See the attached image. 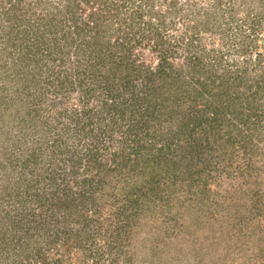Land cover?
I'll return each mask as SVG.
<instances>
[{"label":"rangeland","instance_id":"374dc122","mask_svg":"<svg viewBox=\"0 0 264 264\" xmlns=\"http://www.w3.org/2000/svg\"><path fill=\"white\" fill-rule=\"evenodd\" d=\"M131 1L136 6L145 5L143 22L134 26L130 54L140 72L132 79L134 87L123 82L128 75L116 69L112 73L116 76L111 87L119 94L115 96L118 112H114L113 123L112 112L99 109L107 92L97 90L91 100L95 109L89 110L88 102L82 107L77 102L75 88L68 93L76 96L68 109L76 110L72 115L75 119L77 115V120L72 121L67 112L54 121V114L47 109L29 123L31 126L17 125V118L32 104L43 108L42 102H53L55 97V109L59 110L65 97L55 94L52 85L40 82L45 89L25 93L28 90L16 85L13 74L7 72H15L18 66H5L3 57L8 60V54L0 53V106L6 119L0 127L11 133L0 135V161L9 166V158H16L8 167L12 172L9 177L0 168V264H264V196L258 198L264 193L260 168L264 165V0ZM20 5L0 0L4 25H11L13 18L26 12ZM124 9L114 23L122 18ZM104 29L108 34L113 31L108 25ZM67 51L70 56L73 48ZM162 64L165 80L158 75ZM53 66L50 61L49 67ZM47 69H40L38 79L46 76ZM50 77L55 81L64 76ZM150 77L155 78L154 85L167 87L171 83L178 92L173 95L164 90L146 111V103L136 101V94L148 90L144 84ZM73 122L74 143L68 147L77 146L82 157L75 167L77 179L86 177L83 169L88 161L82 149L90 139L95 140L91 144L99 141L96 161L105 167L114 153L120 149L126 152L137 144L151 164L177 160L169 172L163 168L154 173L162 180L155 199L124 206L121 183L114 182L119 181L114 177L110 183L114 200L91 204L78 200L72 212L55 211L54 196H62L56 188H61L59 180L48 177L54 168L51 142L64 134L63 125L75 129ZM83 123L88 127H81ZM26 126L30 127L28 132ZM132 135H137L135 141ZM19 147L23 151L19 152ZM35 147L41 148L43 156L23 169L20 158ZM21 172L33 181L36 177L43 181L33 188V182H28L25 190L21 181L13 182ZM66 181L77 184L74 189L78 192V180ZM43 187L44 205L35 196ZM26 220L28 233L38 225L49 228L44 245L33 243L34 237L30 241L23 238L27 236L22 227ZM35 245L43 247L41 254L29 251L31 256L25 257L20 251Z\"/></svg>","mask_w":264,"mask_h":264},{"label":"trees","instance_id":"16d2710c","mask_svg":"<svg viewBox=\"0 0 264 264\" xmlns=\"http://www.w3.org/2000/svg\"><path fill=\"white\" fill-rule=\"evenodd\" d=\"M7 1H9L10 4H15V2L16 4L20 3V9L26 10L25 13L22 11V15H20L19 18L15 16L16 19L13 18L9 26L4 25L0 19V37H3V44H0V46L4 45L0 47V53L8 54V60L3 57V63L5 66L13 65L19 68L15 70V72L7 71L8 74H13L11 76L15 84L17 85L19 83L22 89L28 90L25 92L27 94H34L42 88L45 89V87H40L38 83L40 82L46 85V87L52 85L54 87V92H56L55 94L60 93L65 97L61 102L63 106L59 110L55 109L58 102V100L55 102V97L53 102H42L41 104H45L43 108H40V106L39 108L33 107L32 104L33 109H31L32 107L29 110L26 109L25 115L17 118L19 122L17 125L31 126L29 123H31L33 119L40 117L41 111L47 109L54 114V121L59 119V114V116L63 114L67 115V112L70 113L69 116H71L70 118L72 121L77 120L78 116L76 115L75 119L74 115H72L75 113L73 111L76 110L72 109V111L68 109L70 100L76 97L68 93L75 88L78 95L76 99L77 102L81 107L88 102V104H90L89 110H91V108L95 109V107L91 105L92 96L95 95V92L99 89L103 92H107V96L102 99L99 109L105 110L107 113L112 112L114 115L111 117L113 120L112 123L115 122L116 118L114 112H118V102L115 101V96L119 94L116 95V93H114L115 88L111 87V83L116 76V74L112 75V73L115 72L116 69L118 72H121L122 75H128L129 77L123 78V82L125 83L127 81V85L134 87L132 79L139 76L140 68L135 66L134 59L130 60V54L133 38H135L136 35L134 26L136 25L139 27L141 22H143L142 20L145 16L143 8L145 5L144 7H141V4L136 6L131 0H59V3H52L51 0ZM115 1L117 2L114 4ZM144 1L149 3L150 0ZM124 7L126 9H124ZM122 8L125 11L124 15H122V18L119 17L118 23H114L115 19L118 18L117 14L121 12ZM114 9L116 12H114ZM105 25H108V29H113V31L109 33L110 35L104 33L106 30L104 29ZM1 32H4V34H1ZM154 32L156 36L160 35V31L154 30ZM172 43L173 44L170 46L171 48H173L172 45H175L174 42ZM71 48H73V52L70 53L69 56L67 53L69 51H67V49ZM71 55L75 57L71 59ZM190 59L192 60L190 61L191 65L194 66L193 58ZM116 60L117 63L115 64ZM50 61L54 64V68L49 67ZM163 62L165 63V61ZM44 66L45 69L48 68V73L46 76L38 79L39 75L36 74L41 72L40 69ZM55 68L59 69L56 73L54 71ZM68 71H73V73L69 74ZM180 71L181 70L178 69L177 73ZM110 73L111 75H109ZM164 73L165 68L162 64L159 68L158 75L163 80H165V77H162ZM59 74L64 77H57L55 81L53 77H50V75ZM68 75H71V77H68ZM26 77H29L31 82L27 81ZM155 77H157V75ZM73 81L75 84H71ZM154 83V77L148 78L147 82L144 84V87H148V90L140 93L139 96L136 94V101L139 100L140 103H146V111L155 105L152 101L164 90L167 89V91L171 92L173 95H176L178 92L176 88L171 87V83L167 87L162 84L156 86ZM39 94H36L35 97L38 96V98H42V96H44H40ZM7 98V95L4 96V99ZM43 98L47 100L45 96ZM0 100H3V97H0ZM29 103L31 102L29 101ZM2 119L0 106V124L6 121V119H3V121ZM88 123H90V121H88ZM15 124L14 122V125ZM82 125L81 127L83 128L88 127V124L83 123ZM28 126H26L27 132L30 128ZM63 126H65L64 134L56 136L55 140L51 142L53 143L52 147L55 149L54 163H52L54 168L52 167L53 171L50 172L51 174L48 177L52 180H54V178L59 180L61 186L59 184L58 186L61 188H56L63 197L58 198L54 196L53 202L56 207L55 211L62 209L67 213L72 212L71 210L74 209V206H78V200L86 202L87 204L99 201L108 202L107 200L110 199L114 200L116 195L111 193L113 191L110 184L111 181L114 180V177H117L119 180L114 182L121 183L122 192L124 193V206L129 203L135 205L145 204V202L155 199V191H160L162 188L161 176L154 173L161 172L163 168H167L168 170L166 172H169L171 166H174L177 162V160L174 159L165 165L156 163V166L154 163L151 164L145 159L142 153L143 147L137 144L132 148L129 147L126 152L124 149H120L114 153L111 162L105 167V164L96 161L99 149L97 143H99V141L91 144L95 142V140L90 139V143L82 149L84 154H86L84 158L88 161L83 169L86 177L77 179L78 169L75 170V167L79 165V161H81L82 157L78 156L77 146L71 149L68 147L70 143H74L72 137L76 131V124L73 130L67 124ZM11 127L12 126H10V128ZM50 127L54 131V126ZM92 130L93 129H89V132H92ZM3 134H8L9 136L11 133L3 129L2 125V127H0L1 137ZM128 135L131 136L130 133ZM136 137L137 135H134L132 141H135ZM94 138H96V135ZM37 147H40V145ZM107 147L108 145L104 148ZM40 149L41 148L37 149L35 147L31 154H27V156L25 155L23 158H20V165L23 169L28 168L31 161H37V157L41 158L43 156V154L40 153ZM18 151L21 152L23 149L19 147ZM84 154L82 156H84ZM15 159L16 158H9V166L3 163V161H0V168L4 170L7 177L12 174L9 169L12 167L10 165ZM260 168L264 173V165L260 166ZM90 170H92V172H90ZM86 172H90V174L88 175ZM104 172H107L108 175ZM48 173L49 172H45L47 175ZM106 176L111 177L106 180ZM36 178L37 179L33 181V179H29L26 176V173L21 172L20 176H17L13 182L18 181V183H20L21 181L20 184H23L25 187L24 189L28 190V184L30 182H33L30 187L33 188L36 183L39 185L40 182L43 181L42 178ZM66 178H73L79 181L78 192L74 189V186L77 184L70 185V183L66 181ZM12 179L13 177L9 178L10 181ZM108 187L111 189L110 193ZM5 193L10 194L7 190ZM43 194L46 195L44 187L40 189L39 193L35 192L36 199L38 201L42 200V205H44V201H47L46 197L42 199ZM262 196H264V193L259 194L258 198ZM27 223V220L23 223V229L26 228L25 225H27ZM28 231L29 228H26L25 235L27 236H23V238L27 237L30 241L32 237H34L32 240L35 244L44 245L45 242L49 240V228L44 225L33 227V233H28ZM26 243H29L28 240ZM39 245H35L33 248L30 247L31 250H27L25 246L24 249H20V251L21 253L23 252L25 257L31 256L29 251L33 253L38 252L35 254H41L39 251L40 249L43 250V247ZM15 254L19 255L20 253Z\"/></svg>","mask_w":264,"mask_h":264}]
</instances>
